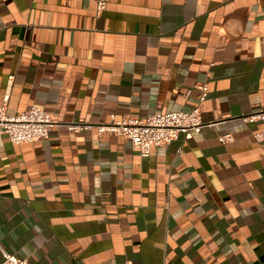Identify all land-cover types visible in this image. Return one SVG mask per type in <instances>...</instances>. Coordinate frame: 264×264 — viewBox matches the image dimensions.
<instances>
[{
	"label": "crops",
	"instance_id": "0c3cea01",
	"mask_svg": "<svg viewBox=\"0 0 264 264\" xmlns=\"http://www.w3.org/2000/svg\"><path fill=\"white\" fill-rule=\"evenodd\" d=\"M3 103L57 123L0 136V262L264 264V0H0ZM195 106L147 156L98 131Z\"/></svg>",
	"mask_w": 264,
	"mask_h": 264
},
{
	"label": "built area",
	"instance_id": "2783aa9c",
	"mask_svg": "<svg viewBox=\"0 0 264 264\" xmlns=\"http://www.w3.org/2000/svg\"><path fill=\"white\" fill-rule=\"evenodd\" d=\"M105 7L104 1L98 2V9ZM13 79V75L9 77ZM207 89L201 93L200 101L205 100ZM246 121H262L264 123V109L244 116ZM57 122L51 113L38 106H31L19 113L9 114L6 104H0V136L7 135L11 142L19 144L44 140L50 134ZM202 118L201 109L195 106L190 110L157 112L149 115L145 120L123 119L112 124H99L100 133H114L128 139L134 148L147 156L153 146L170 143L177 138L180 131H199L202 127L210 125ZM76 126H70L75 128ZM258 141H264V130L254 134ZM221 142L233 140L231 134L219 136ZM0 264H29L27 258H19L3 251Z\"/></svg>",
	"mask_w": 264,
	"mask_h": 264
}]
</instances>
